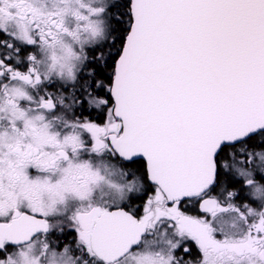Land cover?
Listing matches in <instances>:
<instances>
[{
    "label": "snow or ice",
    "instance_id": "snow-or-ice-1",
    "mask_svg": "<svg viewBox=\"0 0 264 264\" xmlns=\"http://www.w3.org/2000/svg\"><path fill=\"white\" fill-rule=\"evenodd\" d=\"M0 264H264V0H0Z\"/></svg>",
    "mask_w": 264,
    "mask_h": 264
}]
</instances>
